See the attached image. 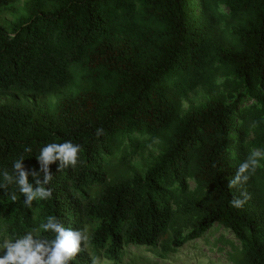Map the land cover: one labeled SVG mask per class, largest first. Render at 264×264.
Masks as SVG:
<instances>
[{
	"label": "trees",
	"instance_id": "obj_1",
	"mask_svg": "<svg viewBox=\"0 0 264 264\" xmlns=\"http://www.w3.org/2000/svg\"><path fill=\"white\" fill-rule=\"evenodd\" d=\"M200 87L215 94L183 112ZM65 141L79 159L49 166L50 199L0 187V244L54 215L90 235L70 264L171 262L216 225L232 264H264V159L228 186L264 150V0H0V184Z\"/></svg>",
	"mask_w": 264,
	"mask_h": 264
},
{
	"label": "clouds",
	"instance_id": "obj_2",
	"mask_svg": "<svg viewBox=\"0 0 264 264\" xmlns=\"http://www.w3.org/2000/svg\"><path fill=\"white\" fill-rule=\"evenodd\" d=\"M252 127H255V124ZM102 132L103 129L96 130L98 136ZM25 151L31 152V148H25ZM80 151L81 146L71 141L46 144L41 148L37 158L39 171L26 170L23 164L24 158L20 157L13 162L11 174L7 170L3 171L4 184H0V187L15 183L19 192L24 196L25 206L28 207L35 200H48L52 197V189L47 185L53 178L49 166L58 161V171L69 166L75 167ZM261 159H264V150H252L250 156L239 165L228 186L234 187L237 184L246 183L260 167ZM29 176L32 182L29 181ZM8 195L13 202L16 201L15 192L8 193ZM240 197H234L230 202L233 207H242L249 198L244 192H241ZM41 230L52 233L54 238L40 237L38 233ZM89 242L90 235L85 230L65 227L59 217L49 215L46 217V222L42 223L39 228L15 240H6L0 244V249L4 253L0 256V264H70V261L83 250L82 246H87ZM93 264H101V262L94 260Z\"/></svg>",
	"mask_w": 264,
	"mask_h": 264
},
{
	"label": "rangeland",
	"instance_id": "obj_3",
	"mask_svg": "<svg viewBox=\"0 0 264 264\" xmlns=\"http://www.w3.org/2000/svg\"><path fill=\"white\" fill-rule=\"evenodd\" d=\"M219 10L222 13L227 12L224 7H220ZM214 94V92H210L208 89L202 87L187 94L181 99L183 112L189 106L199 104ZM250 104L251 102L247 101L244 106H249ZM157 152V144H153L137 155L133 163L139 164L145 160L155 158ZM238 245L232 233L222 227L214 225L201 239L193 241L190 247L176 253L174 261H162L154 256L144 258V254L142 253L138 255L140 260H137L135 263H131L129 259H125V261L128 264H232L229 260V255ZM135 254H132V256Z\"/></svg>",
	"mask_w": 264,
	"mask_h": 264
}]
</instances>
